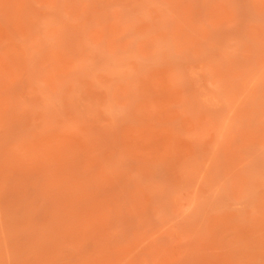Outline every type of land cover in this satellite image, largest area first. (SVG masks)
<instances>
[{"label": "rangeland", "instance_id": "obj_1", "mask_svg": "<svg viewBox=\"0 0 264 264\" xmlns=\"http://www.w3.org/2000/svg\"><path fill=\"white\" fill-rule=\"evenodd\" d=\"M0 264H264V0H0Z\"/></svg>", "mask_w": 264, "mask_h": 264}]
</instances>
